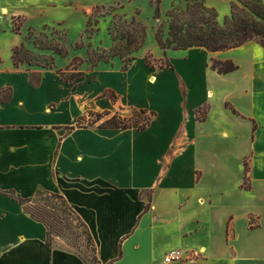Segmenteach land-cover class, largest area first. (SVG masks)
<instances>
[{
    "label": "crops",
    "instance_id": "1",
    "mask_svg": "<svg viewBox=\"0 0 264 264\" xmlns=\"http://www.w3.org/2000/svg\"><path fill=\"white\" fill-rule=\"evenodd\" d=\"M116 1L0 0V26L9 14L49 19L52 7ZM18 36L0 28V264H91L50 245L18 200L41 193L84 221L96 264H264V46L160 48L172 67L140 58L64 80L16 67ZM213 59L239 68L219 73ZM135 109L156 112L146 130L88 124ZM173 249L184 259L166 263Z\"/></svg>",
    "mask_w": 264,
    "mask_h": 264
},
{
    "label": "rangeland",
    "instance_id": "2",
    "mask_svg": "<svg viewBox=\"0 0 264 264\" xmlns=\"http://www.w3.org/2000/svg\"><path fill=\"white\" fill-rule=\"evenodd\" d=\"M155 1L119 0L81 10L76 9L74 5H61L50 9V13L46 14L49 19L9 14L3 17L0 28L19 35L18 44L13 49V55L16 50L17 65L14 62L16 67L53 69L64 80H72L92 77V74L102 67H116L118 64L123 66L125 62L120 56L111 58L110 62L98 63L95 59L103 49H110L114 45L118 29L136 17L147 26L145 44L134 53L136 63L140 58L145 62V58L149 57L151 65L158 69L162 63L169 60V57L162 55L161 59L158 58L161 47L156 39L157 30L161 27L164 35L168 36L170 30L168 10L173 7L184 9L187 1L161 0L159 19L155 17ZM235 1L206 0V4L217 11L218 22L223 25L225 18L230 15L231 4ZM154 77L150 78L153 83L156 81ZM203 113L204 111L199 115L200 118ZM134 114L133 110L131 116ZM106 119L107 116L97 120L96 124L99 125ZM35 200L56 209L55 219L48 218L52 245L74 249L91 264H96L95 244L90 232L64 197L41 193ZM28 207L31 208L30 205Z\"/></svg>",
    "mask_w": 264,
    "mask_h": 264
},
{
    "label": "trees",
    "instance_id": "3",
    "mask_svg": "<svg viewBox=\"0 0 264 264\" xmlns=\"http://www.w3.org/2000/svg\"><path fill=\"white\" fill-rule=\"evenodd\" d=\"M186 1L187 6L184 9L173 7L168 10L167 15L170 21L169 35L165 36L161 27L157 30L156 39L163 50L202 47L211 52H216L242 46L251 40H255L264 46L263 0H236L232 2L230 15L225 18L223 25L218 22L217 11L209 7L206 4V0ZM155 8V17L159 19L161 17V0L155 1ZM146 37L147 26L141 20L133 17L129 23H124L118 29V33L114 37V45L110 49H103L95 61L98 63L100 61L110 62L111 58L120 56L125 62L122 69L128 70L131 65L135 64L137 58L134 53L144 46ZM15 54L16 50L14 51L13 59L17 65V56ZM145 61L148 67L155 69L151 65L149 57H146ZM165 66L172 67L173 64L168 60L166 63H162L160 67ZM212 67L219 73H228L239 68L232 60L218 59L212 60ZM35 82L38 83V80ZM134 111L135 114L131 117H123L118 113L111 114L110 112L93 113L91 114L92 119H90L88 124L94 125L97 120L107 116V119L98 125L100 128H137L146 130L156 112L148 111L147 109H135ZM84 120L85 118L82 117L79 120V124H84ZM245 166L246 180L244 185L248 186V161H246ZM51 196L60 197V195L55 193H52ZM13 197L15 198V196ZM18 200L33 218L47 225L48 243L51 245V228L48 218L55 219L56 209L35 199ZM84 225L86 226L85 223Z\"/></svg>",
    "mask_w": 264,
    "mask_h": 264
},
{
    "label": "built area",
    "instance_id": "4",
    "mask_svg": "<svg viewBox=\"0 0 264 264\" xmlns=\"http://www.w3.org/2000/svg\"><path fill=\"white\" fill-rule=\"evenodd\" d=\"M184 256H185L184 252L181 249H173L167 253V255L164 258V261L166 263L181 261L184 259Z\"/></svg>",
    "mask_w": 264,
    "mask_h": 264
}]
</instances>
